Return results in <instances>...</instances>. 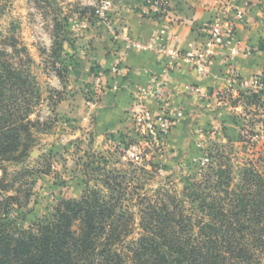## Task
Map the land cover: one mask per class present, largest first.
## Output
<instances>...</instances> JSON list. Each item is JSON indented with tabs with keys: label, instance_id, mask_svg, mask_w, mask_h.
Wrapping results in <instances>:
<instances>
[{
	"label": "rangeland",
	"instance_id": "1",
	"mask_svg": "<svg viewBox=\"0 0 264 264\" xmlns=\"http://www.w3.org/2000/svg\"><path fill=\"white\" fill-rule=\"evenodd\" d=\"M154 1L0 0V50L15 52L17 62L23 60L38 93L28 116L35 126L23 141L29 146L28 155L0 163V180L9 186L3 191L7 193H0V200L15 196L22 205L19 210L17 204L9 207L14 208L11 216L18 228L34 230V224L52 214L61 201H80L87 192L102 188L104 175L109 173L119 176L117 182L128 186L124 206L136 217L131 225V240L142 232V207L137 203L143 197L179 202L185 206L186 214L198 219L207 217V213L201 211L199 201L193 203L188 196L200 190L203 193L205 186L207 193L215 194L217 182H228V190L234 191L244 184V174L248 172L254 177V196L262 191L257 184L259 178L264 184V92H241L237 83L229 80L241 78L236 74H228L227 84L219 87L225 93L221 103L236 100V117L231 126L219 124L212 129L202 121V126L188 121L193 109L190 105L188 113H179L182 92L172 89L160 74H150L145 85L134 87L121 81L118 58L112 59L111 67L104 72L95 70L83 82H77L79 60L91 63L94 56L90 54L91 38L103 36L113 41L128 10L157 21V39L162 40L161 35L169 32L176 21L178 4L172 0L164 12L147 14ZM245 1L240 0V4ZM247 1L253 5L245 9L247 12L264 5L261 0ZM105 3L110 9L102 18L97 10ZM157 57L171 72L183 63ZM118 61L120 72L114 80L110 69ZM191 70L196 74L192 67ZM98 73L105 74L106 89L87 94V84ZM153 76L160 84L155 92L146 90ZM259 77L264 79V75ZM115 82L118 89L109 91L108 86ZM192 86L197 85L187 86L185 94H190L188 87ZM116 91H126L128 95L126 121L114 132L100 133L95 127L96 116L86 109L87 105L97 108ZM219 170L225 172L221 179L216 173ZM3 215L0 213V217ZM256 257L264 264V250L258 251Z\"/></svg>",
	"mask_w": 264,
	"mask_h": 264
},
{
	"label": "trees",
	"instance_id": "2",
	"mask_svg": "<svg viewBox=\"0 0 264 264\" xmlns=\"http://www.w3.org/2000/svg\"><path fill=\"white\" fill-rule=\"evenodd\" d=\"M11 46L16 49L14 40ZM260 50L264 53V38ZM14 53L0 50V163L28 155L23 141L35 126L28 116L38 93L29 69ZM216 173L220 179L225 174ZM252 177L246 172L244 184L234 191L228 190V182H217L215 194L207 193L205 186L203 193L189 195L208 218L186 214L176 201L140 197L142 232L133 240L136 217L124 206L128 186L112 173L104 175L102 188L87 192L80 201H61L34 230L16 226L14 208L9 207L17 204L19 210L22 205L15 196H4L0 264H261L256 255L264 250V184L259 178L262 191L255 197ZM7 190L1 179L0 193Z\"/></svg>",
	"mask_w": 264,
	"mask_h": 264
},
{
	"label": "crops",
	"instance_id": "3",
	"mask_svg": "<svg viewBox=\"0 0 264 264\" xmlns=\"http://www.w3.org/2000/svg\"><path fill=\"white\" fill-rule=\"evenodd\" d=\"M175 1L178 4L176 9L178 15L169 32L161 35L162 40L157 39V31L160 30L156 29L159 26L157 21L133 13L131 10H128L123 17L125 19L122 21L121 31L119 30L118 36L113 40L120 47L103 36L91 38L92 47L88 48L90 54L94 56L90 58L91 63L89 60H79L81 65L76 80L79 83L83 82L95 70L104 72L111 67V60L118 58L122 68L121 81L134 87L138 84L145 85L150 74H160L170 86L172 85V89L182 92V98L179 99V113L186 114L187 108H193L191 112L194 114L191 113L188 119L191 124L197 121L196 124L202 126V121L210 129L219 124L229 127L236 117L233 110L236 100L221 103L215 94L227 84L228 74H236L242 79L264 75V53L260 50V43L264 37V5L251 12L234 9L225 16H228L236 27L233 41L210 47L212 57L209 75L199 81L187 63L180 64L174 72L168 71L165 64L158 59L157 49L161 44L185 52L200 48L204 41L200 36L201 29L225 8L229 0ZM261 1L264 3V0ZM138 46L141 48L139 49ZM190 84L200 87L206 96L185 94ZM122 92L116 91L111 94L97 108L87 105L86 109L96 116L95 127L98 132H114L124 126L128 95L126 91Z\"/></svg>",
	"mask_w": 264,
	"mask_h": 264
},
{
	"label": "built area",
	"instance_id": "4",
	"mask_svg": "<svg viewBox=\"0 0 264 264\" xmlns=\"http://www.w3.org/2000/svg\"><path fill=\"white\" fill-rule=\"evenodd\" d=\"M163 1V2H162ZM172 0H155L154 3L148 7L147 14L154 13V12H164V10L171 6ZM224 9H221V12H218L213 20L209 22V24L205 25L200 33L203 34L202 46L200 48H197L195 51H188L184 54L179 53V51L165 47L164 45H159L157 49V53L160 57H164L165 61H167V58L170 59V63H176V62H183L188 63L192 69L195 70L196 74L200 78H206L209 74V66L211 64V57L212 54L210 53V47L213 45H220L222 43L229 44L233 41L234 35L236 33V27L233 22L230 21V19L225 17L226 15H229L231 10L234 9H252L253 5L250 4L247 0L245 2H241L240 0H229V3L224 6ZM230 7V8H229ZM110 6L108 3L103 4L100 6L97 10V15L104 18L109 11ZM249 11V10H248ZM169 25L167 24L165 26V30H169ZM165 33V32H164ZM159 40H161L158 37ZM140 49L141 46H138ZM120 62L118 61L111 69H110V75L114 78V80H117L120 68H119ZM106 76L103 73H98L95 75V77L89 81L87 84L86 92L87 94H90L92 92L99 93L103 89H106ZM112 79V78H109ZM230 83L236 82L237 87L241 89V92H251L258 93V92H264V79L262 77H252V78H236L235 76L230 78ZM158 78L153 76L151 77L150 84L146 87V90L149 91H157L159 86ZM117 82L114 83L112 86H108L109 91H115L117 90ZM139 90H142V88H139ZM188 90L190 94H193L198 97H205L206 94L204 91L197 86L188 87ZM216 98L221 101L224 99L225 93L222 90H219L215 94Z\"/></svg>",
	"mask_w": 264,
	"mask_h": 264
}]
</instances>
